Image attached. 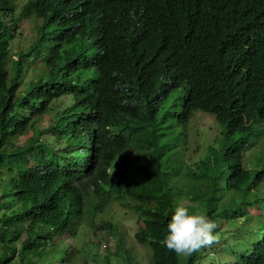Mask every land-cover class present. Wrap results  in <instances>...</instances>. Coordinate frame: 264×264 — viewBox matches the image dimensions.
Returning <instances> with one entry per match:
<instances>
[{"label":"trees","instance_id":"obj_1","mask_svg":"<svg viewBox=\"0 0 264 264\" xmlns=\"http://www.w3.org/2000/svg\"><path fill=\"white\" fill-rule=\"evenodd\" d=\"M6 3L0 264H86L88 248L66 238L112 233L110 223L86 219L110 202L135 214L144 264H201L202 256L179 259L160 243L182 200L217 224L240 218L233 264H264V220L257 237L259 218L247 211L264 205L243 196L264 174L254 154L264 140V0H78L85 38L41 29L17 60L9 42L27 16L8 20ZM198 114L223 130L195 173L184 155ZM113 256L104 264H142L122 245Z\"/></svg>","mask_w":264,"mask_h":264},{"label":"clouds","instance_id":"obj_2","mask_svg":"<svg viewBox=\"0 0 264 264\" xmlns=\"http://www.w3.org/2000/svg\"><path fill=\"white\" fill-rule=\"evenodd\" d=\"M12 1L13 0H7V3L4 6L8 20L20 18L22 15L27 16L20 19L17 24V33L15 34V38L9 42V51L14 60L18 59L19 53L26 52L29 49L41 29L44 31L51 29L56 33L62 27H65L76 37L85 38L86 20L83 17L81 10L76 8L78 0H22L21 8L18 14H16L18 5L13 4ZM22 21L37 22V26L35 27V37L27 45L25 50L12 53L11 46L20 34L19 25ZM165 72V77L168 81L170 77V70L168 69ZM175 105L177 107H181L183 106V101L181 99L179 101L175 99ZM191 121L192 120H190L189 125ZM189 125L187 128V138L189 136ZM217 147L215 148L214 146H211V148L214 149H217ZM83 151L86 150L84 149ZM73 152L74 150H72V153ZM184 160L185 165H187L185 155ZM263 178L264 174L260 181H263ZM254 186L244 193L243 196H245V200L253 201L255 198L263 200V198L259 197L257 194L254 199L248 198V193L254 189ZM188 202L185 200L184 202L176 204L171 218L167 219L169 220L167 223V235L160 241V243L168 251L174 252L176 257L179 259L202 256V260H204L207 264H210L211 261H213L214 264H233L235 260V253L228 256L233 261L220 263L219 260L215 259L214 251L225 243V235H228L229 237L236 236L238 238L239 235L244 234L241 227V219L234 218L229 215L228 220L223 221L221 224H217L216 221L209 218L206 214L196 210L195 206H192L190 209ZM261 204L264 205L262 202ZM254 207L258 210V213L255 215L249 212V210ZM247 211L250 215L258 216L259 222L256 225V235L257 237H260L259 224H261L264 220V207L263 209H260L259 205L255 204L247 207ZM226 227H231L234 233L232 234V232H230L229 229H226ZM248 227L251 229L252 225L250 224ZM223 232H228L229 234ZM219 242H221V244L217 245ZM209 253H211V255Z\"/></svg>","mask_w":264,"mask_h":264},{"label":"rangeland","instance_id":"obj_3","mask_svg":"<svg viewBox=\"0 0 264 264\" xmlns=\"http://www.w3.org/2000/svg\"><path fill=\"white\" fill-rule=\"evenodd\" d=\"M12 3L18 5L16 10V14H18L21 8L22 0H13ZM36 26V21L21 22L19 25L20 34L11 46L12 53L26 49L27 45L35 37ZM197 117L196 124L193 126L192 130L189 128L188 148L185 149L186 163L193 172H196L197 163L205 158L207 147L212 145L216 148L218 146V142L221 138V131L223 130L222 127L215 121L213 116L208 114H198ZM47 125L48 121L44 117L38 127L39 129H43L46 128ZM30 135L31 134L27 137L20 138V142H24L28 137H30ZM252 153L253 151H248L245 155V160ZM254 154L256 159L261 161V164L257 168L259 170L264 169V140H261L258 143L257 148L254 150ZM252 178L253 177H251V180ZM85 190L93 197L95 203L99 202V199L92 194L91 187L89 185H86ZM256 194L263 198L261 202L264 203V178L263 181H260L255 188L248 193V198L254 199ZM190 205V202H188V206ZM249 212L255 215L258 213V210L254 207L250 209ZM86 219L92 220L94 224L110 223L114 229L112 233L108 231L90 229L83 238H79L78 241L74 242H72L71 239L66 238V241H71V245L76 248H88L86 250L89 255V258L87 259L88 264H104V260L106 258H110L112 261L115 249L121 245L126 249L134 251L142 264L147 261L149 256L148 251L144 247L137 245L133 240V234L139 226L132 211L123 209L117 202H110L103 208V212L94 214L92 217L88 215ZM226 229H229L232 234L234 233L231 227H226ZM223 233L229 234L228 232ZM224 242L225 243L222 246L214 251L215 259L219 260L220 263L233 261L228 256L233 255L240 249L239 241L236 236L229 237L228 235H225ZM219 244H221V242L217 245ZM209 254L211 255V253ZM200 263L204 264L206 262L203 260ZM77 264H83V261Z\"/></svg>","mask_w":264,"mask_h":264}]
</instances>
